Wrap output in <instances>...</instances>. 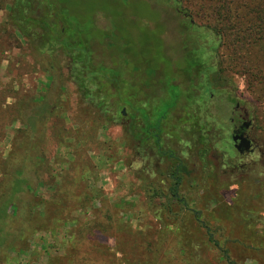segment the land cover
Returning <instances> with one entry per match:
<instances>
[{
	"label": "rangeland",
	"instance_id": "rangeland-1",
	"mask_svg": "<svg viewBox=\"0 0 264 264\" xmlns=\"http://www.w3.org/2000/svg\"><path fill=\"white\" fill-rule=\"evenodd\" d=\"M8 2L0 0V187L20 182L31 191L14 194L18 220L4 227L23 224V251L0 245V264H228L224 250L235 264H264V218L239 211L244 195L264 198L260 0H78L106 18L114 53L105 60L116 63L117 83L146 88L150 113L171 104L178 84L174 112L146 121V130L163 131L150 150L130 136L132 111L107 120L64 62L49 68L30 52L5 21ZM236 102L262 156L242 160L233 147ZM194 115L205 124L207 153L195 134L183 135ZM175 163L184 168L176 197Z\"/></svg>",
	"mask_w": 264,
	"mask_h": 264
},
{
	"label": "trees",
	"instance_id": "trees-1",
	"mask_svg": "<svg viewBox=\"0 0 264 264\" xmlns=\"http://www.w3.org/2000/svg\"><path fill=\"white\" fill-rule=\"evenodd\" d=\"M226 1L229 4V0ZM91 3H81L78 0H9L5 11V21L24 39L33 55L42 61L48 60L49 68L54 67V63L64 62L70 76L74 77L77 83L78 91L85 98L96 99V108L106 116L107 120L121 121L128 114V110L132 111L134 115H131L132 132L130 136L141 149H145L146 121L149 120V117L155 116H158L156 120L166 119L170 113L174 112L175 102L178 101V94L175 93L174 88L178 84L172 82L171 104L168 102L162 110L159 109L160 102L155 103L150 113L151 110L146 107V95L143 92L146 88H142V92H139L137 88L134 91L126 84L117 83L119 74L115 69L116 63H113L112 59L106 61L104 56L105 53L111 55L114 53L108 31L100 24L101 21L105 23L106 18L98 15L96 5ZM260 3L264 10V0H260ZM250 35L248 30V37ZM258 39L262 40L259 41L264 45V32ZM97 53H101V55ZM48 69L45 68V70ZM123 109L124 111H122ZM196 116L190 118V130L188 132L186 129L184 132L181 131L183 135L187 136H191V133L195 134L199 151L207 153L209 149L207 138L203 134L205 124H195ZM143 124H145L144 133L136 134ZM195 126L198 127L195 129ZM157 127L159 126L157 125ZM160 131L163 133L161 129ZM180 167L176 168L174 164L168 169L169 177L174 182L173 195L175 197L177 196L176 188L181 179L179 176ZM181 171L183 172L184 168H181ZM19 183L3 182L0 187V245L3 249L5 247L8 251L13 252L23 251L26 231L23 227L20 228L23 226L22 223L17 224V229L12 231L4 227H7L8 224L11 226L18 220L17 213L20 208L14 194L23 189L31 191L29 184L21 185ZM252 189L255 190L253 187ZM262 190L264 192V189ZM239 211L242 213L254 211L259 217L264 218V198H261L256 191L250 192V196L247 198L244 195ZM29 215L32 216V219L38 218L36 223L39 222L38 212L30 210L27 217ZM197 221L207 231L209 241L217 246L208 226L198 219ZM222 258L228 264H235L230 260L226 250H224Z\"/></svg>",
	"mask_w": 264,
	"mask_h": 264
},
{
	"label": "flooded vegetation",
	"instance_id": "flooded-vegetation-1",
	"mask_svg": "<svg viewBox=\"0 0 264 264\" xmlns=\"http://www.w3.org/2000/svg\"><path fill=\"white\" fill-rule=\"evenodd\" d=\"M234 109L239 113L237 115V118H230V122L232 123L231 137L233 140V145H234V135H238L242 139H247L248 141H250V146H248L247 149L245 147H242L243 150L242 154L239 151H237L235 148L234 149L237 151L238 155L240 156V159L242 160L247 159L256 152H258L259 154L261 153V155L259 156H262L259 143L254 137L251 136L253 124H252V120L249 118L248 111L240 107L238 102L235 103ZM160 129L161 128L159 126L146 130V150L150 148L151 141H153V143L155 144L157 143V145H160V141H161ZM156 153L159 154V151H157ZM168 156L170 158H174V156H172V153H170ZM244 165H246V163L239 164L240 167H243ZM175 166L176 168H179L177 163H175Z\"/></svg>",
	"mask_w": 264,
	"mask_h": 264
},
{
	"label": "water",
	"instance_id": "water-1",
	"mask_svg": "<svg viewBox=\"0 0 264 264\" xmlns=\"http://www.w3.org/2000/svg\"><path fill=\"white\" fill-rule=\"evenodd\" d=\"M233 146L237 151H239L242 154L243 153L242 147H245L247 149L248 146H250V141H248L247 139H242L238 135H234V145Z\"/></svg>",
	"mask_w": 264,
	"mask_h": 264
}]
</instances>
